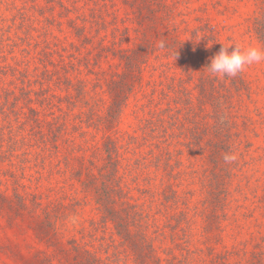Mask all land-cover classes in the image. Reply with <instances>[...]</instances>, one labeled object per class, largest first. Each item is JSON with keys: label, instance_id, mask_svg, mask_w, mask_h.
Returning <instances> with one entry per match:
<instances>
[{"label": "rangeland", "instance_id": "obj_1", "mask_svg": "<svg viewBox=\"0 0 264 264\" xmlns=\"http://www.w3.org/2000/svg\"><path fill=\"white\" fill-rule=\"evenodd\" d=\"M263 10L264 0H0V196L29 205L0 210V264H78L85 252L148 264L104 220L93 178L103 192L118 178L117 207L141 213L128 228L152 245L149 264H264V63L234 78L206 68L223 45L264 48L253 23Z\"/></svg>", "mask_w": 264, "mask_h": 264}, {"label": "trees", "instance_id": "obj_2", "mask_svg": "<svg viewBox=\"0 0 264 264\" xmlns=\"http://www.w3.org/2000/svg\"><path fill=\"white\" fill-rule=\"evenodd\" d=\"M254 32L256 33V35L258 36L259 40L264 44V10L259 14V16H257L254 19ZM132 63V62H131ZM133 64V63H132ZM113 89H116L118 92V96L121 97L122 95H124L122 93V86L120 83H118L117 81H113L112 84ZM116 103H114V106H119L120 102H118L119 100H115ZM150 123H148V126H146V132H148L149 135L152 136V132H154V129L149 126ZM18 143L16 142L13 145V148L15 146H17ZM0 149H2V147L0 146ZM15 151V150H13ZM12 151V154H9L11 157L15 156V152ZM105 151L107 153V160L110 161V164L112 166H114V158L116 155V148L110 144V143H106L105 144ZM8 156L7 159H9V161H13L11 159V157ZM1 159V158H0ZM22 161L28 162V158L25 156L23 157ZM157 167L160 168L162 165L161 160L157 161ZM170 165V163H165V167L168 168ZM24 168V167H23ZM22 168V169H23ZM106 168H104L105 171ZM117 173V171L115 169H113V174ZM101 176H105V174L103 173V171L101 172ZM97 178H93L92 181L89 182V186L92 187V189L96 192L98 200H99V204L101 206V211L103 212L104 215V220L106 221H111L114 224L115 229L117 230V233L120 236H123V238L125 240H129L130 239V244L134 249V255H135V259L136 261L139 260L140 262H149L153 261V248L152 245L148 242L147 237L146 236H141V243L140 245L136 244L134 242V240L131 239L130 237V229L128 228V224H129V219L132 216V213H134L137 215H141L140 212L137 211H131V207L127 208H122V206L120 208L117 207L116 205V200L115 199V194L121 193L122 189L119 186V181L118 178H115L114 180V186L113 188H109V192H103L102 189L98 186L97 184ZM119 184V185H118ZM15 199L16 201H14V199H12L11 197L8 196H0V210L1 212H18L19 214H24L25 212H27V210L29 211V205L27 204V200L24 198V196L22 197L20 194H16L15 195ZM175 199H178L177 197ZM36 204V203H35ZM35 210V209H34ZM51 219V217H48ZM49 221V220H47ZM50 225V223H49ZM47 228H45L46 230ZM50 233V231H52V229H47ZM40 231H44L43 229H40ZM132 240V241H131ZM74 252L76 253L74 256V261L75 260H79V257L81 256L82 253L79 250V248L75 245L74 246ZM85 254V258L84 260H79V262L77 261L78 264H98V262L93 259L92 257L89 256L88 253H84ZM36 262L34 264H52L48 258H42V257H36ZM69 261V258H68Z\"/></svg>", "mask_w": 264, "mask_h": 264}, {"label": "clouds", "instance_id": "obj_3", "mask_svg": "<svg viewBox=\"0 0 264 264\" xmlns=\"http://www.w3.org/2000/svg\"><path fill=\"white\" fill-rule=\"evenodd\" d=\"M165 43L160 42L159 47L165 48ZM231 44L223 45L220 51L211 59L207 65V71L210 75L216 77L234 78L243 73L248 67L264 63V48L248 47L242 49L240 45H235L232 51H229ZM178 52L175 56L177 57ZM237 159L235 154L224 155L225 163H232Z\"/></svg>", "mask_w": 264, "mask_h": 264}]
</instances>
